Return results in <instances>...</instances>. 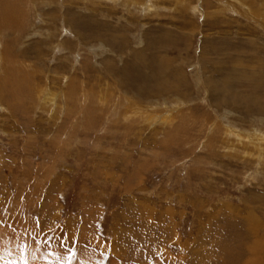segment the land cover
Returning a JSON list of instances; mask_svg holds the SVG:
<instances>
[{
  "label": "rangeland",
  "instance_id": "obj_1",
  "mask_svg": "<svg viewBox=\"0 0 264 264\" xmlns=\"http://www.w3.org/2000/svg\"><path fill=\"white\" fill-rule=\"evenodd\" d=\"M263 134L264 0H0V264H264Z\"/></svg>",
  "mask_w": 264,
  "mask_h": 264
},
{
  "label": "bare ground",
  "instance_id": "obj_2",
  "mask_svg": "<svg viewBox=\"0 0 264 264\" xmlns=\"http://www.w3.org/2000/svg\"><path fill=\"white\" fill-rule=\"evenodd\" d=\"M122 1H124V0H122ZM126 1V3H133V4H137V1L138 0H125ZM145 1V0H144ZM148 1V0H147ZM145 3V2H144ZM133 6V5H132ZM148 6V5H147ZM154 6V5H153ZM141 7V6H140ZM149 8V7H148ZM147 9V8H146ZM259 82V81H258ZM255 86V85H254ZM256 87V86H255ZM221 88V87H220ZM54 94L51 92V91H49V90H46V91H42V95H40V97H41V100H42V102H43V104H45V106H46V103H51V102H53L54 101V96H53ZM64 95V94H63ZM56 97V96H55ZM58 98V97H57ZM62 98V97H61ZM40 99V98H39ZM63 99H64V97H63ZM100 103H103V102H100ZM49 105V104H48ZM57 105V104H56ZM139 110V109H138ZM168 110V109H167ZM133 111V110H132ZM140 111V110H139ZM166 112V111H165ZM164 113V112H163ZM167 113H169V111L167 112ZM173 113V112H172ZM127 114V113H126ZM138 114H140L139 112H138ZM136 115V114H135ZM134 116V115H133ZM141 116V115H140ZM139 116V117H140ZM155 116H157V115H155ZM132 117V116H131ZM143 117H144V115H143ZM151 117V116H150ZM156 118V117H155ZM152 119H154V117H152L150 120H152ZM174 119V118H173ZM161 120V118L159 119V121ZM171 115H167V116H165V117H163V121H167V122H170L171 123ZM143 121V120H142ZM146 121V120H145ZM162 122V121H161ZM165 123V122H164ZM169 123V124H170ZM231 130H232V128H231ZM229 132V131H228ZM232 132V131H231ZM236 133V132H235ZM260 133V132H259ZM225 134H226V132H225ZM253 134V133H252ZM234 135V134H233ZM236 135V134H235ZM239 135H240V133H239ZM242 135V137H245V136H243V135H245V134H241ZM251 135V134H250ZM256 135V134H255ZM264 135V134H263ZM256 137V136H255ZM247 137H245V139H246ZM256 139V138H255ZM254 139V140H255ZM243 140V139H242ZM256 140H258V139H256ZM246 141V140H245ZM244 141V142H245ZM257 142V141H256ZM264 141H262V143H263ZM246 143V142H245ZM257 146V145H256ZM257 149V148H256ZM245 154H247V153H245ZM251 155V154H250ZM264 155V154H263Z\"/></svg>",
  "mask_w": 264,
  "mask_h": 264
}]
</instances>
